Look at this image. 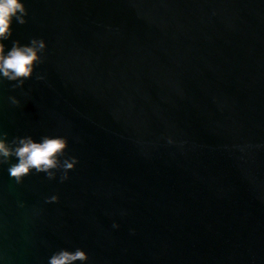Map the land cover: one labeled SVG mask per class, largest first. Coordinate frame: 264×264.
<instances>
[{"label":"water","instance_id":"water-1","mask_svg":"<svg viewBox=\"0 0 264 264\" xmlns=\"http://www.w3.org/2000/svg\"><path fill=\"white\" fill-rule=\"evenodd\" d=\"M21 2L5 50L42 38L46 60L0 83V129L79 163L0 166V264H264V0Z\"/></svg>","mask_w":264,"mask_h":264},{"label":"clouds","instance_id":"clouds-1","mask_svg":"<svg viewBox=\"0 0 264 264\" xmlns=\"http://www.w3.org/2000/svg\"><path fill=\"white\" fill-rule=\"evenodd\" d=\"M27 16L28 10L21 0H0V83L5 80L15 82L11 85L13 90H22L25 81L33 77L35 68L46 60L43 54L47 45L42 38H32L27 44L13 41L12 47L7 52L5 50L3 41L9 40L13 35V20L19 25H25L28 22ZM45 79L44 74H36V80ZM8 99L13 106L21 105L16 96ZM7 137L8 133L0 129V166L9 164V176L17 185L23 184L24 178L33 170L37 174L44 173L48 180H56L59 172V181L64 183L69 180V172L74 171L79 163L76 157L65 156L69 147L67 137L43 136L39 142L32 136L15 137L10 142ZM13 157L16 158V163H10ZM59 199L58 195H52L45 198V203H58ZM118 227V224H113V228ZM88 259V254L80 248L75 251L60 249L49 257L48 264H75Z\"/></svg>","mask_w":264,"mask_h":264}]
</instances>
